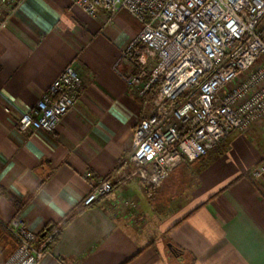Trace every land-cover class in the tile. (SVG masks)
Listing matches in <instances>:
<instances>
[{"label": "crops", "instance_id": "crops-1", "mask_svg": "<svg viewBox=\"0 0 264 264\" xmlns=\"http://www.w3.org/2000/svg\"><path fill=\"white\" fill-rule=\"evenodd\" d=\"M122 14L123 33L112 25ZM140 29L127 11L108 20L72 0H24L8 14L0 29V186L23 204L18 210L0 194L5 258L16 246L6 223L21 217L41 236L127 158L155 91L133 96L114 63ZM70 63L84 85L79 102L52 132L23 134L21 115ZM228 137L160 186L117 185L74 216L36 264H264V199L248 177L263 158L246 133Z\"/></svg>", "mask_w": 264, "mask_h": 264}, {"label": "built area", "instance_id": "built-area-1", "mask_svg": "<svg viewBox=\"0 0 264 264\" xmlns=\"http://www.w3.org/2000/svg\"><path fill=\"white\" fill-rule=\"evenodd\" d=\"M23 1L0 0V29ZM72 2L91 16L103 10L111 20L124 10L140 22L114 69L133 96L155 91L148 114L134 128L127 158L111 176L95 180L84 206L125 182L160 186L184 161L206 156L223 138L264 117V0ZM83 88L80 73L68 64L21 115L18 129L52 132L77 105ZM248 177L264 199V159ZM129 207L132 212L136 204ZM6 229L16 246L1 264H36L58 234L52 229L38 236L21 217Z\"/></svg>", "mask_w": 264, "mask_h": 264}, {"label": "rangeland", "instance_id": "rangeland-1", "mask_svg": "<svg viewBox=\"0 0 264 264\" xmlns=\"http://www.w3.org/2000/svg\"><path fill=\"white\" fill-rule=\"evenodd\" d=\"M129 20V17L127 15H118L117 18H115L114 23L112 24L116 29V31H122V33L125 31L124 27L127 25V22ZM135 24H138L137 21L134 22ZM241 134V133H246V135L253 140L255 143L256 147L260 151L261 157L264 159V117L252 124L250 127H248L244 131H234L233 134ZM228 138L230 137H225L221 140L219 146H217L215 149L220 148L225 146V144L228 142ZM2 239H8L9 235L4 234L1 236ZM5 251L0 252V264L2 263L3 259L5 258ZM6 259V258H5Z\"/></svg>", "mask_w": 264, "mask_h": 264}, {"label": "trees", "instance_id": "trees-1", "mask_svg": "<svg viewBox=\"0 0 264 264\" xmlns=\"http://www.w3.org/2000/svg\"><path fill=\"white\" fill-rule=\"evenodd\" d=\"M155 87H157V86H155ZM154 87V88H155ZM6 194L7 195V197H8V199L17 207V209L19 210L20 209V207H21V205L23 204V202H20V201H18L15 197H13L12 195H10V194H8V193H6L2 188H1V186H0V194ZM86 207H88V206H79V207H77V208H75V209H73L71 212H69L68 214H67V216L64 218V219H62L60 222H58V223H55V224H51V225H48V226H46V228H45V230H44V232H48L49 230H52V229H58V234H57V236L55 237V240H54V242L57 240V238L59 237V235H60V233H61V231H62V229L73 219V217L74 216H76L77 214H79L80 212H82ZM43 232V233H44ZM53 242V243H54ZM53 245V244H52ZM52 245L49 247V249L52 247Z\"/></svg>", "mask_w": 264, "mask_h": 264}]
</instances>
